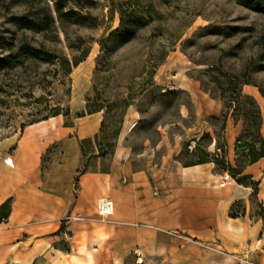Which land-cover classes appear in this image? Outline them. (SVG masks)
<instances>
[{
  "label": "rangeland",
  "instance_id": "374dc122",
  "mask_svg": "<svg viewBox=\"0 0 264 264\" xmlns=\"http://www.w3.org/2000/svg\"><path fill=\"white\" fill-rule=\"evenodd\" d=\"M21 17L40 30L24 28ZM23 44L39 49L38 57L20 56L0 69V203L10 198L0 222V264H27L46 242L49 260L75 248L73 264H264V157L254 177L244 168L250 186L206 162L203 193L166 171L194 159V140L204 133L209 151L232 166L244 163L236 147L242 120L223 107L218 88L234 97L231 82L256 102L264 137V11L241 0H0V58L12 59ZM91 112L100 113L102 127L96 140L88 137L78 167L106 172L115 149L125 147L132 169L145 173L129 189L139 196L135 217L101 220L96 204L111 199L108 189L78 210L31 215L39 193L17 166L19 138L31 124H54L58 116L73 125ZM60 154L61 141L50 144L40 171ZM79 176L75 171L72 201ZM228 181L248 187L246 197L227 205Z\"/></svg>",
  "mask_w": 264,
  "mask_h": 264
},
{
  "label": "crops",
  "instance_id": "0c3cea01",
  "mask_svg": "<svg viewBox=\"0 0 264 264\" xmlns=\"http://www.w3.org/2000/svg\"><path fill=\"white\" fill-rule=\"evenodd\" d=\"M102 116L99 112H93L78 118L73 125H64L58 116H54V124L49 119L42 123L29 125L28 130L19 138L16 152L21 159L17 166L24 170V174L30 187L39 194L30 201L28 205L31 215L52 214L61 212L71 206L73 210H78L88 197H95L106 189L111 194L113 202V217L118 220H129L135 217V209L140 202L139 196H132L130 187L134 182L144 177L142 170H133L130 160L127 158L128 151L125 147L116 148L110 162L108 171L84 172L79 176V192L72 201L71 188L72 180L79 165L80 149L78 140L93 136L99 129ZM41 137V142L38 139ZM61 141V154L50 164V168L42 173L39 169V157L41 153L53 142ZM247 166L246 171L253 177L256 175L255 166L261 160ZM167 162L162 161L161 168L165 169ZM208 163L193 166H166L167 178L177 179L183 184L196 185L200 193L206 191L201 183L208 180ZM126 179V184L121 183L119 177ZM212 175V174H210ZM212 179H210L211 181ZM223 193L226 195V204L236 199L244 198L248 194V187H236L232 182L224 183ZM264 198V190L260 194V199ZM17 203H19L17 201ZM112 229L108 230V234ZM108 237H104L102 242ZM101 240V239H99ZM50 247L47 242L44 246L34 248V256L27 264H73L69 260V255L75 253L72 247L71 252L56 255L51 260L47 257V249ZM94 253V251H93Z\"/></svg>",
  "mask_w": 264,
  "mask_h": 264
},
{
  "label": "trees",
  "instance_id": "16d2710c",
  "mask_svg": "<svg viewBox=\"0 0 264 264\" xmlns=\"http://www.w3.org/2000/svg\"><path fill=\"white\" fill-rule=\"evenodd\" d=\"M242 4L246 7L252 8L257 11H264V0H241ZM21 23L24 28L31 29V30H40V23L34 21L32 19L21 17ZM120 26H123V15L121 13L120 16ZM41 51L39 49H35L30 47L28 44H23L19 47L18 53L12 57V59H1L0 58V69H4L10 67L13 63V60L20 56L37 58V54ZM46 56H49L48 53ZM211 69H214L213 67ZM235 84L234 97H226L224 95V91L221 87L220 97L223 102V107L226 110L232 109V115L236 116L237 119H241L244 129L242 133L237 138V148L242 149V156L244 158V163H237L232 166L225 160L223 155H218V153H213L208 150V145L211 141V136L207 133H204L200 138L194 140V145L191 149V154L195 156L194 159H179L183 166H190L195 164H201L213 161L216 166L221 168L223 171L229 172L233 178L238 183H241L245 186L253 185L254 183L251 181L250 183H244V180H248L251 178V175L244 174V168L247 165H250L260 158L264 157V137L260 133V125H261V116L259 112V108L254 101V99L247 95L243 94L240 88V83L238 82H231ZM260 93L264 97V91L260 89ZM92 113V112H91ZM59 112H55L54 115H58ZM225 115H222V121L219 127L220 132L223 130L225 125ZM100 128L102 127V121L100 123ZM251 129V131H248ZM94 139L98 138L97 134H94ZM206 137L209 141H203V138ZM91 139L83 138L78 140V145L80 149V153L83 156L85 154V145L90 143ZM216 144V143H215ZM99 155H105V151L101 148H97ZM86 168L78 167L76 169L77 175H81L86 172ZM77 180V177L75 178ZM235 203V202H234ZM234 203L230 206V210ZM10 212V198L4 200L0 203V222L2 219H6Z\"/></svg>",
  "mask_w": 264,
  "mask_h": 264
},
{
  "label": "built area",
  "instance_id": "2783aa9c",
  "mask_svg": "<svg viewBox=\"0 0 264 264\" xmlns=\"http://www.w3.org/2000/svg\"><path fill=\"white\" fill-rule=\"evenodd\" d=\"M228 178V175H224V180ZM96 213L100 216L102 221H107L113 213V202L108 197H101L96 204ZM255 264V263H252Z\"/></svg>",
  "mask_w": 264,
  "mask_h": 264
},
{
  "label": "bare ground",
  "instance_id": "6f19581e",
  "mask_svg": "<svg viewBox=\"0 0 264 264\" xmlns=\"http://www.w3.org/2000/svg\"><path fill=\"white\" fill-rule=\"evenodd\" d=\"M131 128H132V125H130L127 130H130ZM92 260H93V258H92L91 253H88V255H87V261L92 262ZM82 263H83V260L82 259H78L77 260V264H82Z\"/></svg>",
  "mask_w": 264,
  "mask_h": 264
}]
</instances>
